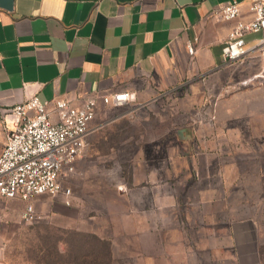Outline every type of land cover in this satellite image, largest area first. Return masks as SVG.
Here are the masks:
<instances>
[{
    "label": "crops",
    "instance_id": "crops-1",
    "mask_svg": "<svg viewBox=\"0 0 264 264\" xmlns=\"http://www.w3.org/2000/svg\"><path fill=\"white\" fill-rule=\"evenodd\" d=\"M229 1L0 0V154L7 131L14 126L8 111L32 95L43 101L68 97L81 104L86 96L130 90L143 105L186 83L192 92L201 86L214 94L201 104L205 112L199 113L194 132L187 133L189 156L221 153L214 142L227 139L225 116L232 129L246 118L258 134L256 139L263 140L264 75L259 72L263 58L253 50L263 34H246L248 54L229 65L224 55L229 32L238 20L252 17L251 0H241L240 16L222 19L219 11ZM190 43L194 55L188 51ZM248 77L251 82L242 84ZM196 82L201 85H193ZM225 86L231 89L222 98L217 94ZM120 106L99 100L93 125L102 126L111 118V108ZM234 134L241 137L233 130L225 135L240 138ZM209 165L207 161L204 179L211 176ZM227 171L222 168L215 182L200 181L202 189L254 186L263 190L262 195L247 200L246 207L237 197L201 196L197 198L199 226L212 238L213 252L220 258L225 251L235 264H264V167L255 168L246 185L231 180ZM190 199H183V204H191ZM174 201L167 199L168 204ZM24 207L21 198H0V264H11L8 243L16 233V221H22ZM167 215L162 211L154 218V264H178L175 243L180 236L172 231L184 233L186 222L181 225L175 217L166 219ZM155 220L166 221V232ZM133 233L142 240V230ZM131 253L137 255L138 250Z\"/></svg>",
    "mask_w": 264,
    "mask_h": 264
},
{
    "label": "rangeland",
    "instance_id": "rangeland-1",
    "mask_svg": "<svg viewBox=\"0 0 264 264\" xmlns=\"http://www.w3.org/2000/svg\"><path fill=\"white\" fill-rule=\"evenodd\" d=\"M259 72L264 75L263 69ZM190 86L186 83L162 94L155 103L153 99L141 105L136 97L131 105L111 108V118L90 136L75 170L62 179L63 188H70L71 194L66 196L61 191L36 196L34 204L42 218L33 223L16 221V233L8 243V261L154 264V218L163 211L171 215L166 219L175 217L181 225L186 222L184 233L172 231L180 236L175 243L178 264H235L230 253L224 251L220 258L213 252L212 238L199 226L197 198L232 196L246 207L247 200L261 196L263 190L254 186L204 190L200 181L215 182L226 166L231 180L248 184L246 180L255 168L264 167V139H256L258 134L246 118L232 129L230 118L225 116L223 132L227 139L214 142L221 153L189 156L187 133L194 132L199 113L205 112L202 106L211 99L209 96L214 97L205 87L198 86L192 92ZM230 89L225 86L217 95L224 98ZM120 114L124 117L116 118ZM232 130L241 137H226ZM207 161L211 176L204 179ZM214 170L219 172L212 173ZM168 198H175L174 203L168 204ZM185 198H191V204L184 205ZM155 221L166 232V221ZM134 230H142L141 241L140 234L135 239ZM94 234L110 240L111 257ZM227 240L223 238L224 245ZM135 248L137 255L131 253Z\"/></svg>",
    "mask_w": 264,
    "mask_h": 264
},
{
    "label": "built area",
    "instance_id": "built-area-1",
    "mask_svg": "<svg viewBox=\"0 0 264 264\" xmlns=\"http://www.w3.org/2000/svg\"><path fill=\"white\" fill-rule=\"evenodd\" d=\"M250 19L238 20L230 30L224 55L232 65L248 54L246 34H263L259 45L253 50L260 51L264 71V0H251ZM241 0L227 2L219 11L224 20H234L240 16ZM188 51L195 54L193 43ZM251 78L242 81L249 84ZM136 99L133 91L86 96L81 104L71 98H55L43 101L32 95L8 111L14 126L7 131L6 143L0 154V198H21L25 207L21 220L37 222L42 215L37 210L34 199L42 194L56 195L63 191L71 194L70 188H63L62 179L75 170L79 158L84 153L89 136L101 125L94 126L99 100L106 104L120 106ZM53 112L57 118H53Z\"/></svg>",
    "mask_w": 264,
    "mask_h": 264
},
{
    "label": "trees",
    "instance_id": "trees-1",
    "mask_svg": "<svg viewBox=\"0 0 264 264\" xmlns=\"http://www.w3.org/2000/svg\"><path fill=\"white\" fill-rule=\"evenodd\" d=\"M95 238L98 241V243H100V244L102 243L105 246V248L107 249V251L109 252L110 257H111V243H110V240L100 238L97 235H95ZM94 264H96V263H94ZM97 264H99V263H97Z\"/></svg>",
    "mask_w": 264,
    "mask_h": 264
}]
</instances>
